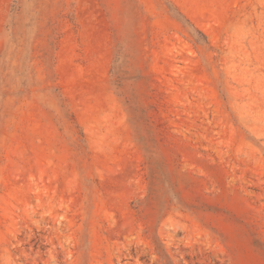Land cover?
Segmentation results:
<instances>
[{
    "label": "rangeland",
    "instance_id": "1",
    "mask_svg": "<svg viewBox=\"0 0 264 264\" xmlns=\"http://www.w3.org/2000/svg\"><path fill=\"white\" fill-rule=\"evenodd\" d=\"M0 264H264V0H0Z\"/></svg>",
    "mask_w": 264,
    "mask_h": 264
},
{
    "label": "crops",
    "instance_id": "2",
    "mask_svg": "<svg viewBox=\"0 0 264 264\" xmlns=\"http://www.w3.org/2000/svg\"><path fill=\"white\" fill-rule=\"evenodd\" d=\"M75 92H76V91H75ZM75 92H74V96H76ZM86 95H87V96H92V95H90V94H88V93H86Z\"/></svg>",
    "mask_w": 264,
    "mask_h": 264
},
{
    "label": "trees",
    "instance_id": "3",
    "mask_svg": "<svg viewBox=\"0 0 264 264\" xmlns=\"http://www.w3.org/2000/svg\"><path fill=\"white\" fill-rule=\"evenodd\" d=\"M197 33H199L200 35H202V33H201V32H197Z\"/></svg>",
    "mask_w": 264,
    "mask_h": 264
}]
</instances>
